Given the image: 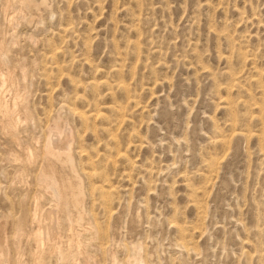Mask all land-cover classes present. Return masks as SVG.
<instances>
[{
	"label": "rangeland",
	"instance_id": "374dc122",
	"mask_svg": "<svg viewBox=\"0 0 264 264\" xmlns=\"http://www.w3.org/2000/svg\"><path fill=\"white\" fill-rule=\"evenodd\" d=\"M5 4L0 61L32 119L19 140L0 122L4 264H35L46 174L81 199L65 188L40 264H264V0H32L11 24ZM61 121L73 169L43 154Z\"/></svg>",
	"mask_w": 264,
	"mask_h": 264
},
{
	"label": "bare ground",
	"instance_id": "6f19581e",
	"mask_svg": "<svg viewBox=\"0 0 264 264\" xmlns=\"http://www.w3.org/2000/svg\"><path fill=\"white\" fill-rule=\"evenodd\" d=\"M31 4H32V0H6V4H5L6 6L4 10L5 17L7 20L6 23L11 24L15 21H19L20 19H22L24 17V13L26 12V10L29 9V7H31ZM5 49H6L5 41L2 40L0 41V53ZM26 91L27 90L24 91L20 90L19 82L14 77L13 72L4 70L3 65L0 61V122L2 123L3 132L9 134L15 140H19L17 129L20 123L25 121L24 118L29 120L32 119L31 113L27 111L26 108L24 109L25 98L28 95L27 94L28 92ZM6 92L10 93V98L8 100L5 98ZM71 138L72 137H71L70 128L67 125L62 124L61 121L60 124L55 128H53L52 131L49 133L47 142L45 140L46 148H44L45 150L43 154L49 160H57L64 164L71 165V168L73 169L72 149H71V141L73 138L72 139ZM38 150L39 149H35V147L34 148L30 146L25 147L23 151V158L21 159L26 163L32 164L40 155V152ZM17 156L18 155L16 154V157ZM41 187H42V191L50 198L51 200L50 202H52V206L46 212L36 211L31 217L32 220L37 222L39 225V228L31 234L32 238L37 243L36 249L33 254L35 258V264H40V259L47 252L59 251L60 254L62 252L61 250L62 247L60 246L61 242L58 241L59 238L57 239L56 234L59 231L57 228H60V225L62 224L59 213L62 210V208L65 207V200L67 199L66 195L68 191L65 188L71 189L72 195H74L78 201L81 199V188L78 191H75L78 189L75 183L69 186L64 182H61L55 175L46 174L41 181ZM49 226L54 230L56 228L58 231L56 232L54 231V233L51 232L52 234H48V233L45 234L46 232L44 233V229L48 228ZM46 230L47 229H45V231ZM70 230L72 233V241L70 247L72 248L73 246H77V247L81 246L79 239L80 225L78 223L72 222ZM20 235L21 234H18V238L20 237ZM6 240L7 239L3 230V226H1L0 227V264H4L7 262ZM79 249H80V253L84 254L83 249L81 247Z\"/></svg>",
	"mask_w": 264,
	"mask_h": 264
}]
</instances>
